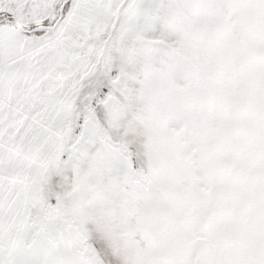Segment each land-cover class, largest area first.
I'll list each match as a JSON object with an SVG mask.
<instances>
[{
	"label": "snow or ice",
	"instance_id": "obj_1",
	"mask_svg": "<svg viewBox=\"0 0 264 264\" xmlns=\"http://www.w3.org/2000/svg\"><path fill=\"white\" fill-rule=\"evenodd\" d=\"M0 264H264V0H0Z\"/></svg>",
	"mask_w": 264,
	"mask_h": 264
}]
</instances>
